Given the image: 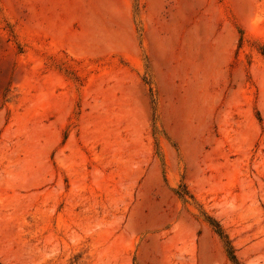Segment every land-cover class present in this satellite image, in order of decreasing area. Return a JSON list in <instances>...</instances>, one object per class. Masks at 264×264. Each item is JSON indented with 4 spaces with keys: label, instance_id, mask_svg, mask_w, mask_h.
<instances>
[{
    "label": "rangeland",
    "instance_id": "rangeland-1",
    "mask_svg": "<svg viewBox=\"0 0 264 264\" xmlns=\"http://www.w3.org/2000/svg\"><path fill=\"white\" fill-rule=\"evenodd\" d=\"M0 264H264V0H0Z\"/></svg>",
    "mask_w": 264,
    "mask_h": 264
},
{
    "label": "bare ground",
    "instance_id": "bare-ground-1",
    "mask_svg": "<svg viewBox=\"0 0 264 264\" xmlns=\"http://www.w3.org/2000/svg\"><path fill=\"white\" fill-rule=\"evenodd\" d=\"M126 12H127V11H126ZM121 14H122V13H121ZM126 15H127V14H126ZM117 17H118V16H117ZM120 18H121V17H120ZM115 28H116V27H115ZM112 30H113V29H112ZM97 31H98V30H97ZM97 31H95V32H97ZM95 32H93V33H95ZM93 33H92V34H93ZM99 33H100V32L98 31V35L101 36V37H103L104 40H107V39H108V38L105 39L106 36L104 37V36H102V33H101V34H99ZM119 33H120V34H119ZM119 33L116 34V37H117V35H120V36H121V31H119ZM122 33H124V32H122ZM92 34H91V36H92ZM95 34H96V33H95ZM108 34H110V33H108ZM108 34L106 33V35H108ZM114 34H115V33H114ZM96 35H97V34H96ZM122 35H123V34H122ZM87 36H88V35H87ZM93 36H94V35H93ZM93 36H92V37H89V36H88L87 38H85V39H86L85 41H86V42H89V44H90V45H93V46H97V47L101 46L100 44L102 43L101 41H102L103 38H99V37H97V36H96V37H95V36L93 37ZM111 36H112V35H110V37H111ZM120 36H119V38L122 39L123 36H122V37H120ZM116 37H115V38H116ZM115 38H114V39H115ZM123 38H124V37H123ZM125 38H126V37H125ZM125 38H124V39H125ZM124 39H123V40H124ZM115 40H117V42H118V41H119L118 37H117V39H115ZM123 40H122V43H125L126 41L123 42ZM125 40H126V39H125ZM127 40H128V39H127ZM105 42H106V41H105ZM109 42L112 43V42H111V39L109 40ZM114 42H115V41H114ZM119 42H120V41H119ZM119 42H118V44H122L121 42H120V43H119ZM103 43H104V41H103ZM105 44H106V43H105ZM125 44H126V43H125ZM108 45H109V43H108ZM108 45H107V47H108ZM111 45H112V44H111ZM111 45H110V46H111ZM93 46H92V47H93ZM117 46H119V45H117ZM104 47H105V46H104ZM113 47H114V46H113ZM115 47H116V43H115ZM123 47H124V46H123ZM110 48H112V47H110ZM93 49H96V47H94ZM104 49H105V48H104ZM104 49H103V50H104ZM99 50H100V48H99ZM101 50H102V49H101ZM110 50H111V49H110ZM135 50H136V48H135ZM135 50H134V51H135ZM94 51H95V50H94ZM94 51H93V53H95ZM113 51H114V50H113ZM96 53H98V51H97ZM99 53H101V51H100Z\"/></svg>",
    "mask_w": 264,
    "mask_h": 264
},
{
    "label": "trees",
    "instance_id": "trees-1",
    "mask_svg": "<svg viewBox=\"0 0 264 264\" xmlns=\"http://www.w3.org/2000/svg\"><path fill=\"white\" fill-rule=\"evenodd\" d=\"M218 227H219V226H218ZM218 231H221L220 227L218 228ZM221 233H222V232H219L220 235H221ZM229 252H230V254H231V259H232L234 262H236L237 260H236L235 255L233 254V250H232V248H230Z\"/></svg>",
    "mask_w": 264,
    "mask_h": 264
}]
</instances>
